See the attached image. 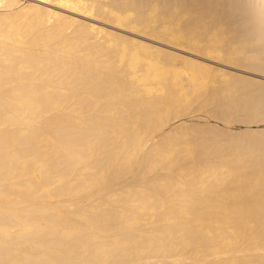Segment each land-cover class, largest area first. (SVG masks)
I'll list each match as a JSON object with an SVG mask.
<instances>
[{"label":"bare ground","instance_id":"bare-ground-1","mask_svg":"<svg viewBox=\"0 0 264 264\" xmlns=\"http://www.w3.org/2000/svg\"><path fill=\"white\" fill-rule=\"evenodd\" d=\"M0 264H264V0H0Z\"/></svg>","mask_w":264,"mask_h":264},{"label":"rangeland","instance_id":"rangeland-1","mask_svg":"<svg viewBox=\"0 0 264 264\" xmlns=\"http://www.w3.org/2000/svg\"><path fill=\"white\" fill-rule=\"evenodd\" d=\"M188 57H190V56H188ZM190 58H193L192 56L190 57ZM194 59V58H193ZM196 60H199V59H197V58H195Z\"/></svg>","mask_w":264,"mask_h":264}]
</instances>
